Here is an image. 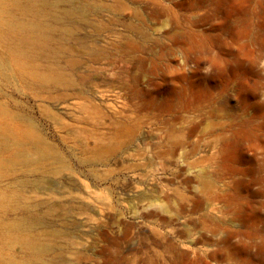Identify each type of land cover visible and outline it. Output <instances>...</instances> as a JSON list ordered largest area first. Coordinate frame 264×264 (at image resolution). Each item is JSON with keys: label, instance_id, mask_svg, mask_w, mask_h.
Returning <instances> with one entry per match:
<instances>
[{"label": "rangeland", "instance_id": "obj_1", "mask_svg": "<svg viewBox=\"0 0 264 264\" xmlns=\"http://www.w3.org/2000/svg\"><path fill=\"white\" fill-rule=\"evenodd\" d=\"M0 264H264V0H0Z\"/></svg>", "mask_w": 264, "mask_h": 264}]
</instances>
